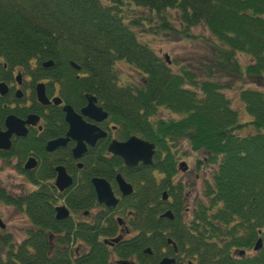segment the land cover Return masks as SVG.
I'll list each match as a JSON object with an SVG mask.
<instances>
[{"label":"trees","instance_id":"16d2710c","mask_svg":"<svg viewBox=\"0 0 264 264\" xmlns=\"http://www.w3.org/2000/svg\"><path fill=\"white\" fill-rule=\"evenodd\" d=\"M174 21L184 38H191L194 28L206 30L209 58L172 65L140 39L142 31H176ZM237 54L250 62L241 65ZM45 62L51 67L42 68ZM69 62L83 76L75 79ZM118 62L135 69L139 83L120 81ZM31 64L36 74L61 83L67 104L76 108L79 95L94 96L119 140L137 136L154 144L155 154L151 166L128 169L118 157H106V143L100 142L88 149L78 173L71 171L77 178L62 193L46 182L18 197L0 191V200L30 224L18 245L9 235L0 236V264H106L108 251L100 238L109 236L116 222L109 209L96 204L90 179L112 183L116 174L135 187L124 208L135 215L132 231L138 235L123 256L157 264L168 255L162 248L164 237H170L194 264H264V0H0V80L5 72H28ZM222 74L254 85L238 94L248 119H241L225 95ZM162 110L177 118L162 119ZM44 121L47 128L64 129L58 110ZM49 136L45 133L44 140ZM44 140L21 142V152L44 156ZM184 140L191 152L202 154L197 168L209 172H204L203 198L187 221L184 185L175 183ZM13 149L16 145L0 151V159ZM68 151L59 155L71 166ZM59 155L50 158L46 175L29 180L52 179ZM163 193L173 203L163 202ZM59 204L70 213L64 220L55 219ZM167 209L173 221L160 218ZM258 240L261 248L254 251ZM149 247L153 257L142 254Z\"/></svg>","mask_w":264,"mask_h":264},{"label":"flooded vegetation","instance_id":"af4514ba","mask_svg":"<svg viewBox=\"0 0 264 264\" xmlns=\"http://www.w3.org/2000/svg\"><path fill=\"white\" fill-rule=\"evenodd\" d=\"M42 68L43 65H41ZM35 66L33 64H31L30 66V70L28 72H24L21 70H14L10 73L5 72L3 75V78L0 80V83L4 84L5 86V90L3 92V94H0V133H4L7 128L5 126V122L9 117H12L13 119L17 120L18 124L14 129H12L13 131L11 132L10 138H9V142H10V148L9 150L5 151V150H0L2 152H9L12 148V146L16 145V149H13V153L3 159H0V162H7L9 160L10 157H18L20 162H24V164L22 165V167H18L19 173L21 174V176H24L27 179V182L32 186V189L29 192L26 193H31L36 191L37 189H39L41 187L42 184L46 183H50V185L55 189V191L57 193H62L63 191L69 189L72 185L73 182V178H77V177H72V173L71 171L74 169L76 170V173H78V171L81 169V160L84 157V155L86 154V152L88 151V149H94L98 143L100 142H104L106 143V147H105V155L106 157H117L114 156L112 154H110L107 151L108 145L110 144L111 141H117V142H125L126 140H119L117 138V132L116 129L114 127V125L109 121V117L107 114V118L101 122H93L92 120H89L86 117H82V120L90 125H94L95 127H97L99 130H101L105 136L103 138L98 139L93 147H87L86 148V152L85 154L78 160H74L72 158L71 155V150L74 147L75 143L71 140H69L63 147H60L58 149H56L53 152H46L44 150V147L46 145L47 142L58 139V138H64L66 135V132L68 130L67 124L64 122V113L62 111V107L63 106H69L74 113L78 114L80 113V110L82 108H84L86 106V99H85V95H79V98L77 100V102L75 103V105L78 106L76 108H73L72 106H70L69 104H67L65 102V100L61 97V92L64 90V87H62L60 82H57L56 80H51L50 78H48L47 76H45L44 74H36L35 73ZM75 71V79H78L79 77L83 76L81 73L80 68L78 70H74ZM37 84H41L43 86V93H44V97L47 101V104H41L36 97V86ZM67 88L65 87V90ZM66 93V92H65ZM68 95L71 94V90H68L67 92ZM88 95V94H87ZM94 97V96H93ZM95 98V97H94ZM57 101L58 103H54L53 101ZM96 100V98H95ZM96 106L101 107L100 105H98V102L96 100ZM102 109V107H101ZM52 110H58L60 111V113L62 114V123L64 126L63 128H59L57 126H54V128H47L46 122L44 121L45 118H48L50 116V113ZM103 111H105L104 109H102ZM106 112V111H105ZM37 120V121H36ZM19 127V129H21V131L23 130V132L25 133L24 136H19V133L21 131L17 130ZM45 133H49L52 136H56V137H52L49 136L47 138H45L44 140V134ZM27 140L32 141L33 143H41L43 140L44 142L42 143V150L43 153L45 154L44 156H39V155H35L33 153H29L28 155H23V153L21 152L22 149L19 146V144L21 142H26ZM69 150V154L71 156L72 159V165L70 166V164L68 163L69 161L60 158V153L63 151H67ZM20 155H23L22 157ZM58 156L56 158V160L58 159V161H56L57 163H54L52 166V172H53V178L52 179H47V180H42V179H36L33 181L29 180V176H39L41 173V175H46L47 173V169L48 167L51 165V157L54 156ZM119 158V157H118ZM28 159H33L34 164L33 167L30 169H25L24 165L27 162ZM120 160H122V158H119ZM65 160V161H64ZM123 162V160H122ZM65 163V164H64ZM124 164V162H123ZM125 166V164H124ZM139 166H143L141 164H139L137 167L135 168H130L125 166L128 169H137ZM56 167H62L65 171V173L71 178V185L62 190V191H58L55 187H54V180H55V168ZM146 167V166H144ZM181 169L180 167H178V173H181V177H184L183 181H179V179H175V183L177 182H181L182 185H184V189L182 191V196H183V200L181 201V206L183 208V212H182V217L188 215V207H186L187 201L189 202L190 199V189H189V182H188V177L189 174L191 172H189V168L186 167ZM119 175L120 178H122L124 180L125 183L130 184L131 187L133 188V193L135 192V187L133 185V183H131V180L126 176V175H122V174H116L113 178L112 183L106 181L103 178H99V177H93L90 179V184H91V180L92 179H101L104 180L108 186L110 187V190L112 192V195L114 197V199L117 200L116 205L113 208H106L103 205H100L97 203L96 201V196H95V201L96 204L103 207L104 209H109L110 213L109 215L111 216V218H113L115 220V229L113 230V232L106 237H101L100 240H102V244L104 246H106L107 251H108V257H107V262L106 264H118V262H132L134 264H141L143 263V261L140 260V258L138 256H132V257H125L123 256L124 251L126 250L125 248L128 246V244H130L138 235V233L133 232L132 231V221H136L135 219V215L129 211V209H125L124 208V204L126 203L125 199L129 196H123L122 193L119 192L118 190V186L115 182V177ZM180 177V178H181ZM199 177V176H196ZM195 177V178H196ZM92 187V185H91ZM93 189V187H92ZM0 191L3 192L2 188L0 187ZM94 192V190H93ZM25 194V193H23ZM23 194H18V195H13L14 197H18L21 196ZM95 194V193H94ZM167 196V199H163V194H162V201L163 202H168L170 201V203H173L172 198H170L167 193H165ZM8 195V194H6ZM11 196V195H8ZM174 205L176 206L177 203L174 202ZM10 206V205H8ZM57 206H63V205H57ZM56 206V207H57ZM13 207V206H11ZM67 212H68V216L69 215V211L68 209L63 206ZM15 208V207H13ZM16 209V208H15ZM170 211L169 209H167L166 211H164L161 215L160 218L162 219H166L168 221H173L174 220V216L172 213V219H168L166 217H164L163 215L167 212ZM191 212V211H190ZM22 213V212H21ZM188 213V214H186ZM23 214V213H22ZM87 213H84L83 216H86ZM23 216H25L23 214ZM26 218V217H25ZM27 219V218H26ZM184 219V218H182ZM29 223V222H28ZM30 227V224H29ZM2 228H0V230H2ZM3 234H0V236H2ZM164 236V234H163ZM167 236V235H166ZM25 238V237H24ZM166 239V246H164L162 248V254H166L168 253L167 256H162L158 261L157 264H159L161 262V260L163 259H173L174 263L173 264H189V262H191L190 260H188L183 251L179 250L175 244V242L170 238V237H164ZM23 240V239H22ZM21 240V241H22ZM20 241V242H21ZM169 241L171 242V244H169ZM19 242V243H20ZM13 243V242H12ZM19 243L15 244L18 245ZM146 250H150V253H146ZM143 249L142 254L146 255L147 257H153V251L152 249L146 248ZM172 253H171V251ZM171 254V255H170Z\"/></svg>","mask_w":264,"mask_h":264},{"label":"rangeland","instance_id":"374dc122","mask_svg":"<svg viewBox=\"0 0 264 264\" xmlns=\"http://www.w3.org/2000/svg\"><path fill=\"white\" fill-rule=\"evenodd\" d=\"M172 16L177 19V14L172 12ZM172 18V17H171ZM173 20V19H172ZM176 31L171 33H152L148 31H142L140 39L143 42H147L149 46L155 50V52L161 57H167L172 65H188L195 62H201L203 59L210 56V35L204 30V28H194L190 30L191 38H184L182 36V28L179 26L178 21H174ZM239 63L246 65L250 62V59L241 54H237ZM115 69L118 71L120 81L125 83H139V74L135 69L131 68L124 62H118L115 65ZM222 74L221 81L227 87L224 90L225 95L231 100V103L235 110L240 114L241 119H248L243 111V106L238 99L240 88L254 87L251 82L245 78L244 80ZM264 89V86L263 88ZM162 119L177 118L176 115L162 110L159 113ZM180 153L178 161L185 162L189 168L188 182L190 191V199L187 201L186 207H188V215L184 216V219L190 218V214L193 212L196 202L203 198V183L204 172L208 169L200 167L197 168V163L202 158L201 153H193L190 150L188 143L184 140L179 145ZM24 162H20L19 158L14 156L10 157L6 162H0V187L3 193L15 196L29 192L32 186L27 182L24 176L19 173L18 167H22ZM199 176V177H196ZM181 173L176 176V180L183 181L184 177H181ZM196 177V178H195ZM73 216V215H72ZM0 223L3 225V229L0 230V234L9 235L11 242L17 244L25 237V231L29 227L28 220L17 209L4 204L0 200ZM247 254H249L247 252ZM4 258L2 248L0 246V259Z\"/></svg>","mask_w":264,"mask_h":264},{"label":"water","instance_id":"95a60500","mask_svg":"<svg viewBox=\"0 0 264 264\" xmlns=\"http://www.w3.org/2000/svg\"><path fill=\"white\" fill-rule=\"evenodd\" d=\"M168 61V58L165 57ZM44 68L50 67L51 62H45L42 64ZM69 65L73 70H78L79 67L74 63L70 62ZM5 90L4 84L0 83V94H3ZM36 97L37 100L41 104H47V101L44 97L43 86L41 84H37L36 86ZM86 106L80 110L79 115L74 113L73 110L69 106H63L62 111L64 113V122L67 124L68 130L64 138H58L46 143L44 150L48 153L55 151L56 149L63 147L69 140L75 143L74 147L71 150V155L74 160L80 159L86 152L87 147H93L95 142L103 138L105 134L99 130L94 125H90L85 123L82 120V117H86L93 122H101L107 118V114L105 111L101 109V107L96 106V100L91 95H85ZM55 104L58 103L56 100L53 101ZM37 121V120H36ZM18 124L17 120L9 117L5 126L7 130L4 133H0V150H9L10 142L9 138L11 132ZM21 131V129H18ZM14 132V131H13ZM25 133L23 130L19 133V136H24ZM107 151L119 158H122L125 166L130 168H135L139 164L143 166H150L153 162V156L155 154V145L149 143L141 138L136 136L130 137L125 142H117L111 141L108 145ZM34 161L33 159H28L24 165L25 169H30L33 167ZM180 168L186 169V165L184 163L180 164ZM184 169V170H185ZM55 180L54 187L58 191H62L68 188L71 185V178L65 173L62 167H56L55 169ZM115 182L118 186V190L122 193L123 196H129L133 193V188L130 184L124 182L119 175L115 177ZM91 185L93 187L96 201L98 204L103 205L106 208H113L117 200L114 199L110 187L108 184L101 179H92ZM163 199H167V196L164 194ZM55 211V219L56 220H64L68 217V212L64 207H56ZM164 217L168 219H172V214L170 211H167ZM2 228V225L0 224ZM169 244L171 242L169 241ZM261 248V241L258 240L254 246V251H258ZM146 253H150V250H146ZM240 255H243L244 252H240ZM173 259H163L159 264H173ZM118 264H134L132 262H118ZM191 264V263H189Z\"/></svg>","mask_w":264,"mask_h":264}]
</instances>
